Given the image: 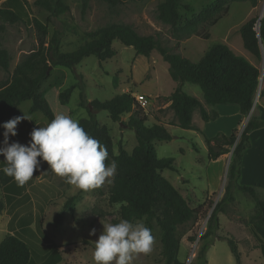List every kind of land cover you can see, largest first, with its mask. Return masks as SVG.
Masks as SVG:
<instances>
[{"label":"rangeland","instance_id":"1","mask_svg":"<svg viewBox=\"0 0 264 264\" xmlns=\"http://www.w3.org/2000/svg\"><path fill=\"white\" fill-rule=\"evenodd\" d=\"M35 1L28 0V9L33 18L48 26L49 34L45 48L48 47L53 33L59 31L62 33L60 46L62 53L78 50L86 41L88 33L111 22L131 24L144 36L158 33L164 43L172 47L170 48L172 53H180L193 63H197L212 46L228 45L235 54L246 58L260 71L254 107L246 117V123L239 126L238 130L242 132L252 117L264 121V118L257 115V111L264 107V61L256 59L244 48L240 34L241 27L249 19H260L264 15V0H258L256 7H252L248 2L230 3L228 13L217 24L203 27L202 34L208 35V38L193 36L183 41L177 48L171 37L170 27L156 18V8L160 0H126V4L119 8L120 12L117 15L111 14L107 4L100 0H89L88 9L84 14L82 0H64L69 11L48 23L49 14L36 6ZM214 1L180 0L181 21L199 14ZM38 35L37 28L30 23L7 27L3 47L8 50L12 60L8 73L0 68V82L9 79L16 66L27 55L39 51ZM112 46L116 53L112 60L100 64L96 57H87L76 67L75 73L66 68H54L43 60L45 54L43 52L37 66L42 70L48 68V79L42 83L38 95L47 98L53 94L56 98L57 113L70 114L78 120L88 118V110L93 111V102H105L122 93L145 96L148 102L144 111L148 119L145 126L163 125L173 137L170 141L153 142L159 159L175 161L174 170H163L161 174L181 193L191 208L202 205L206 200L213 203L212 208L206 206L207 214L196 223L178 227L181 262L204 264L202 250L208 245L209 249L205 253L207 264H237L228 241L233 240L241 254V264H264L255 229L251 225V219L258 209L251 198L238 191H234L236 201L232 213L234 216L246 218V221L220 213V228L216 236L202 239L207 230L209 216L225 193L232 159L230 152L222 156L221 160L209 161L206 139L214 138L219 133L231 134L237 123L243 119L238 107L224 105L227 110L234 108V111L223 112L220 120L211 121L209 124L202 121L199 111H195L193 133L183 130L175 125L176 119L169 107L170 102L163 99L174 92L177 84L172 80L169 66L162 56L157 51L150 57L138 55L132 47L125 46L119 40H115ZM183 90L211 109L206 105L199 86L186 83ZM82 99L85 100L83 105ZM63 103H67L66 108ZM31 106V100L20 104L17 116L25 114L30 117L31 120L22 121H28L31 127L46 122L47 119L41 112H29ZM60 108L63 111L59 112ZM96 117L98 122L110 131L114 154H118L119 145L128 153H132L138 141L134 130L124 124L128 122L129 115L123 116L122 122H114L107 111L98 112ZM29 141L30 135L25 140V145ZM250 141L252 148L245 158L242 184L264 186V127L254 133ZM114 177L110 183L106 182L98 189L83 191L65 183L63 178L48 170L45 162L39 171L34 172L33 178L21 188L20 193H16L13 186L7 189V195L0 192V199L6 203L0 215V241H3L8 233L32 241L37 248L35 251L41 257L40 261H37L39 264H51L59 259V264H94L93 251L95 241L103 232L102 222L117 223L122 219L121 205L113 204L109 199ZM261 189V200L264 201V188ZM71 198H74L70 203L73 210L65 209L61 221L56 222L59 213L64 210V206ZM133 222L145 224V220ZM152 234L155 238L152 252L136 257L133 264H163L161 230L156 224Z\"/></svg>","mask_w":264,"mask_h":264},{"label":"trees","instance_id":"2","mask_svg":"<svg viewBox=\"0 0 264 264\" xmlns=\"http://www.w3.org/2000/svg\"><path fill=\"white\" fill-rule=\"evenodd\" d=\"M107 4L111 14H119V8L126 2L122 0H100ZM232 2H248L256 7L258 0H215L199 14L181 21L179 12L180 0H164L157 5L156 18L158 21L170 27L171 37L180 46L193 36L208 38L202 34L204 26L217 24L229 11ZM35 5L44 9L49 18H58L69 11L64 0H36ZM89 6V0H82V13ZM258 18L249 19L240 29L244 48L256 59H263L264 54V16L258 24ZM30 23L38 30L39 51L27 55L19 63L12 76L0 82V125L17 116V109L25 101L31 100L30 113L41 112L46 122L31 127L28 121H21L17 125V136H9V143L19 142L25 145L29 138L28 133L34 128L44 127L54 119L57 114L55 96L40 97L38 90L42 83L48 79L45 67L38 68L40 56L43 52L45 62H49L54 68H66L75 73V69L81 62L90 56L97 58L100 64L112 60L116 53L113 42L119 40L127 47H132L138 55L150 57L157 51L169 66V74L177 87L165 101L170 102V109L175 116V125L183 130L194 131L193 115L199 111L203 122L208 123L218 119V113L213 110L208 113L200 100L187 94L183 90L186 83L200 87L205 103L211 107L219 105L237 106L239 113L247 117L253 107L259 88L260 71L246 58L233 52L231 47L225 44L212 46L204 56L193 63L180 53H172L160 34L140 35L131 24L108 23L104 27L88 33L86 41L72 53L61 52L62 33L55 31L49 40L48 47L45 43L48 32L47 24L33 18L28 9V0H4L0 4V68L9 72L11 55L3 47L4 34L8 26ZM174 48V49H175ZM42 61V60H41ZM117 87V83H115ZM69 95H67L68 97ZM62 95H60V98ZM66 97V96H65ZM161 99V98H160ZM85 102L82 99L81 104ZM66 104L67 103H63ZM93 111L88 110V118L80 119L81 126L92 137L99 140L108 151L106 165L115 162L116 175L110 192V202L120 204L122 219L130 222L145 220V225L154 230L155 224L161 230L163 264H184L181 262L180 238L177 229L180 226L196 223L207 214L206 206L212 208L213 203L206 200L202 205L191 208L181 193L161 174L163 170H174L173 159H159L154 147L155 140L170 141L173 137L163 125L146 127L147 116L145 109L135 100L131 93H122L105 102H93ZM63 111L61 108L59 112ZM100 111H107L114 122H122V117L129 115L127 127L134 130L138 145L132 153H128L122 145H119L118 154H114V144L110 131L102 126L96 117ZM264 121L257 117L248 120L242 132L234 129L231 134L219 133L216 137L206 139L209 161H217L222 156L232 152V159L227 174V184L222 199L214 206L211 212L207 230L202 236L205 240L215 237L220 228L219 214L234 217L246 221L244 217L234 216L232 209L235 206L236 197L234 191H238L251 198L258 212L252 217L251 225L255 229L256 240L259 243L261 255L264 258V201L261 200V188L240 183L242 161L245 152L251 148L250 135L252 132L263 128ZM4 129L0 127V146H3ZM25 140L22 141L21 139ZM233 149V151H232ZM4 166V158L0 155V169ZM13 186L16 193H20L21 186L0 171V191L7 193V189ZM71 198L56 218L60 222L65 209L73 210ZM5 209V204L0 199V215ZM192 240V239H191ZM231 252L237 264H241V254L233 240H228ZM36 245L21 236L8 233L0 243V264H39ZM209 249L206 245L202 250L204 264L205 253Z\"/></svg>","mask_w":264,"mask_h":264},{"label":"clouds","instance_id":"3","mask_svg":"<svg viewBox=\"0 0 264 264\" xmlns=\"http://www.w3.org/2000/svg\"><path fill=\"white\" fill-rule=\"evenodd\" d=\"M30 117L15 116L0 125L4 129L0 155L5 165L0 171L24 186L45 162L48 170L80 190L98 189L116 173V164L106 165L107 148L89 135L80 121L66 113H57L44 127L34 128L27 145L9 143V136L17 135V125ZM39 158V159H38ZM103 232L95 241L94 264H133L136 257L153 250L155 238L143 222L120 219L117 223H103ZM95 234V229L92 230Z\"/></svg>","mask_w":264,"mask_h":264},{"label":"crops","instance_id":"4","mask_svg":"<svg viewBox=\"0 0 264 264\" xmlns=\"http://www.w3.org/2000/svg\"><path fill=\"white\" fill-rule=\"evenodd\" d=\"M4 0H1V2H0V4L3 2ZM122 1H126V0H122ZM163 0H160V3L162 2ZM159 4V3H158ZM202 103V102H201ZM203 104V103H202ZM207 105V104H206ZM203 106H204V108H205V110L208 112V113H210V112H212L213 110H215L217 113H218V119H216L215 121H217V120H220L221 118H222V113L223 112H227V111H231V112H233L234 111V108H230L229 110H227V108H224V105H219V106H217V107H211V109L209 110L208 108H206V106L203 104ZM236 111V110H235ZM257 115L260 117V118H264L263 117V114H264V107L262 106L261 108H260V110L259 111H257ZM236 116L238 117V113L236 112ZM243 117V116H242ZM246 117H243V119H242V121H239V123H237V127L235 128V129H238L239 128V126H243L245 123H246ZM212 122H214V121H212ZM237 122H238V120H237ZM209 123H211V122H208V123H206V124H209ZM261 130V128L260 129H258V130H256V131H254V132H252L251 133V136L254 134V133H257V132H259ZM190 132H192L193 133V130L192 131H190ZM250 136V137H251ZM251 148H252V145H251ZM251 148L250 149H248L246 152H245V154H244V157H243V161H242V171H241V179H240V183L242 184V177H243V175H244V167H245V158H246V155H247V153L251 150ZM223 157H221L220 159H218V160H221ZM217 160V161H218ZM258 173H257V171L255 172V175H257ZM244 185V184H243ZM258 188H264V186L262 185V184H260V186H258ZM1 192V191H0ZM6 195L8 194V193H5ZM13 196H14V194H12ZM2 199V198H1ZM13 202H14V200H13ZM5 205H6V203H5ZM5 238V237H4ZM2 241H0V243H1ZM60 263V259L58 260V261H56V262H53V263H51V264H59Z\"/></svg>","mask_w":264,"mask_h":264},{"label":"built area","instance_id":"5","mask_svg":"<svg viewBox=\"0 0 264 264\" xmlns=\"http://www.w3.org/2000/svg\"><path fill=\"white\" fill-rule=\"evenodd\" d=\"M132 96L145 109V107L148 104L147 98L145 96H143V95H136V94H132Z\"/></svg>","mask_w":264,"mask_h":264},{"label":"water","instance_id":"6","mask_svg":"<svg viewBox=\"0 0 264 264\" xmlns=\"http://www.w3.org/2000/svg\"><path fill=\"white\" fill-rule=\"evenodd\" d=\"M264 16V15H263ZM263 16L258 20V24L260 26V21L262 20ZM263 61H264V54H263Z\"/></svg>","mask_w":264,"mask_h":264}]
</instances>
